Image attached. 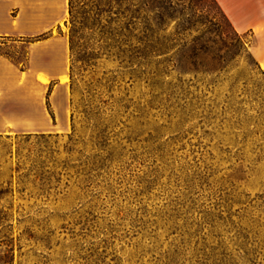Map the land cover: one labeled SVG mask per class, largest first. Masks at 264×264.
<instances>
[{"label":"rangeland","instance_id":"obj_1","mask_svg":"<svg viewBox=\"0 0 264 264\" xmlns=\"http://www.w3.org/2000/svg\"><path fill=\"white\" fill-rule=\"evenodd\" d=\"M2 1L12 17L41 3ZM141 2L149 74L104 54L74 94L68 75L37 79L45 54L54 75L69 65L67 0L42 30L0 37L16 67L0 74V185L13 189L0 202V264H264L258 38L235 35L212 0ZM33 161L41 181L21 197Z\"/></svg>","mask_w":264,"mask_h":264},{"label":"trees","instance_id":"obj_2","mask_svg":"<svg viewBox=\"0 0 264 264\" xmlns=\"http://www.w3.org/2000/svg\"><path fill=\"white\" fill-rule=\"evenodd\" d=\"M142 1L141 4L145 7L146 2L145 0ZM212 1L216 4L215 0ZM131 2L133 0H67L65 24L68 25V77L71 94L77 91L78 84L83 80L84 74L94 68L97 59L104 54L115 56L120 62L130 64L132 72L140 71V74H149L147 72L149 66L147 36L144 32H139L138 17L135 16L143 8L137 7L138 10H134ZM218 9L220 10L219 6ZM220 12L226 19L223 12L221 10ZM227 22L237 35L238 33L233 29L230 22L228 20ZM43 38L40 37L39 39ZM205 49V46L200 45L198 48L193 47L190 52L194 58H197ZM176 61V67H178L180 60ZM191 65L194 64L191 63ZM193 70L197 69L193 68ZM163 73L158 69H151V75L154 78ZM73 120L74 113L71 114L72 123ZM72 130L75 134L74 126H72ZM32 137V135L21 136L20 144L26 145ZM34 137L44 138L43 135H35ZM73 137L74 135L70 136V141L75 144L77 139H73ZM22 146L18 148V160L21 159L22 151L25 149ZM27 151V155L24 157L29 159V155L32 153L31 150ZM35 164L36 162L33 161L30 168L22 169L24 173L18 177L17 192L21 197L26 195L29 198L33 197V191H29L28 187L29 185L35 186L37 180L41 181L37 174L32 175L34 167H36ZM14 170L16 172L21 170L19 162ZM32 176L34 179H31ZM45 179H42L43 184L41 183V185H44L48 180L45 181ZM12 193L11 181H8L4 187L0 185V202L5 197L12 196ZM8 217L7 213L0 211V223L6 221ZM11 251V249L7 250V253ZM4 263H8V261H4Z\"/></svg>","mask_w":264,"mask_h":264},{"label":"crops","instance_id":"obj_3","mask_svg":"<svg viewBox=\"0 0 264 264\" xmlns=\"http://www.w3.org/2000/svg\"><path fill=\"white\" fill-rule=\"evenodd\" d=\"M40 2L37 12L35 10L26 12L21 10L20 6H16L18 15L12 17L7 10L3 11L5 4L4 1L0 0V37L23 36L29 34L28 31L42 30L40 22H46L57 16L64 8L63 0H40ZM215 2L238 34L249 32L258 38L255 49L259 55L258 61L261 65L264 60V0H215ZM36 55L35 52L32 55L30 54V60L34 59ZM52 55V53L45 54L42 59L45 62L44 66L40 69L42 76L39 75L37 79L43 84L45 83L41 78H46L47 82L54 79L58 81L60 76L68 75V67H64L63 61L60 73L54 75L50 69V62L53 59ZM6 65L7 67L11 66L16 69L8 61L0 58V74ZM63 79H60L61 84L59 85L64 83Z\"/></svg>","mask_w":264,"mask_h":264},{"label":"bare ground","instance_id":"obj_4","mask_svg":"<svg viewBox=\"0 0 264 264\" xmlns=\"http://www.w3.org/2000/svg\"><path fill=\"white\" fill-rule=\"evenodd\" d=\"M260 66H261L262 70L264 71V61H262V63H261ZM41 80H42L44 83H47V80H46V79L41 78Z\"/></svg>","mask_w":264,"mask_h":264}]
</instances>
